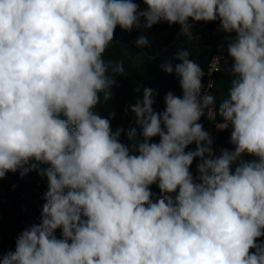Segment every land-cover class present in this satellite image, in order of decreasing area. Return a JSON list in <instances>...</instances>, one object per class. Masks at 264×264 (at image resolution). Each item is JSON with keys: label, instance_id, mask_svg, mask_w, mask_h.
<instances>
[{"label": "clouds", "instance_id": "obj_1", "mask_svg": "<svg viewBox=\"0 0 264 264\" xmlns=\"http://www.w3.org/2000/svg\"><path fill=\"white\" fill-rule=\"evenodd\" d=\"M144 3L138 13L132 0H0V179L35 169L26 167L30 160L50 165L40 172L48 181L41 223L24 230L0 264H264V242L257 243L264 236V0ZM140 17L147 28L164 21L187 35L189 18L219 20L237 34L219 106L224 122L216 124L231 126L234 151L215 157L197 122L205 109L215 118L214 97L201 95L204 72L188 51L175 66L182 97L168 92L156 113L145 88L132 107L142 142L133 127L131 146L122 143L124 130L113 133L95 111L125 71L123 60L104 59L115 28L139 27ZM156 136L160 142L150 143ZM193 143L196 150L185 152ZM244 153L258 160L232 174ZM195 158L199 183L189 171Z\"/></svg>", "mask_w": 264, "mask_h": 264}, {"label": "trees", "instance_id": "obj_2", "mask_svg": "<svg viewBox=\"0 0 264 264\" xmlns=\"http://www.w3.org/2000/svg\"><path fill=\"white\" fill-rule=\"evenodd\" d=\"M138 5L137 12L147 10L144 0H132ZM190 25V35L181 30L179 24H169L161 21L151 28L145 27L146 20L140 17L139 27H133L131 30H124L119 25L115 28L114 38L109 48L104 53V59L113 61H124V74L116 75L115 85L111 88L112 99L108 102L101 101L95 111L103 118L110 119V127L115 133L117 129H123L120 140L131 146V141L127 140L126 133L130 128L137 130V140L142 142L140 135L142 129L136 124V114L132 107L142 101L145 88L153 90L152 105L154 112L160 113L166 109L165 96L168 92L182 97V88L179 77L175 73V66L181 63L177 56L182 51L189 52V59L198 63L202 70L207 66V62L215 44L214 32L220 28V21H194L188 20ZM144 36L147 39V45L138 47L136 41ZM126 50L128 55H124ZM166 65L173 68L172 73L164 70ZM232 64L223 65L219 72L214 75V86L212 96L214 97L213 107L216 109L218 120L223 123L224 118L219 114V106L227 97L231 82L230 69ZM202 87L204 79L201 78ZM110 113L113 114L110 116ZM62 119H66L61 115ZM204 126L205 119L199 121ZM232 128L219 132L216 138V154L219 157L224 150L232 152L235 145L230 143ZM160 137L151 138L150 143H159ZM196 144L193 143L186 147L185 152L195 151ZM132 154L138 155L135 150ZM258 158L252 154L244 153L237 161L230 165V171L235 173V169L243 163L257 161ZM199 163V158H195L189 169ZM32 164L36 168L20 177L18 171L8 172L5 178L0 179V259L9 251H15V241L17 237L26 229L33 225L41 223L42 206L45 203L44 193L48 190V181L46 176L40 174L41 170L50 165L30 160L26 167ZM16 183V188L12 189V183ZM158 182L150 185V191L153 193L155 201L161 193L158 188ZM175 196L174 194H171ZM82 219H86L82 217ZM57 239H63L62 229L55 231ZM264 242V236L257 239V243ZM70 243V241H69ZM250 251H255L252 249Z\"/></svg>", "mask_w": 264, "mask_h": 264}, {"label": "built area", "instance_id": "obj_3", "mask_svg": "<svg viewBox=\"0 0 264 264\" xmlns=\"http://www.w3.org/2000/svg\"><path fill=\"white\" fill-rule=\"evenodd\" d=\"M236 35L237 34L235 32L227 33L220 28H218L214 32V37H215L214 48H213L211 56L207 62L206 68L204 70H202L204 72V75L202 77L204 79V85H203L202 90H201L202 96L203 95H212V89L214 86V75L220 71L221 67L223 65H226V64H233L234 63L233 58L229 55L228 46L230 43L235 41ZM209 84H211L212 87H209ZM210 107L215 112V118L210 120L207 116L208 109H205V115L202 116L205 119L203 130H205L209 134V136L212 140L211 148H212L213 153L215 155L217 152V150H216L217 135L219 132H222L225 129L224 130L217 129L216 124L221 123V122L217 118L216 109L213 107V105ZM199 163H200V159H199ZM197 165L194 166L193 168L189 169V171L191 172L193 179L197 183H199L200 181H199L198 177L200 174L198 172ZM18 174L21 175L20 170H18ZM20 177H22V176H20ZM16 185L17 184L14 182L11 184L10 187L12 189H15Z\"/></svg>", "mask_w": 264, "mask_h": 264}, {"label": "rangeland", "instance_id": "obj_4", "mask_svg": "<svg viewBox=\"0 0 264 264\" xmlns=\"http://www.w3.org/2000/svg\"><path fill=\"white\" fill-rule=\"evenodd\" d=\"M0 194H2V190H0Z\"/></svg>", "mask_w": 264, "mask_h": 264}]
</instances>
